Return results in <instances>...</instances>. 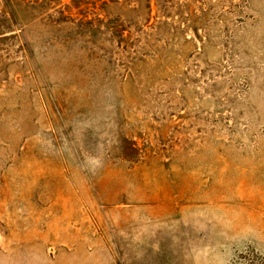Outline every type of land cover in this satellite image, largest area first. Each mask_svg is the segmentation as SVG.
<instances>
[{
    "label": "rangeland",
    "instance_id": "374dc122",
    "mask_svg": "<svg viewBox=\"0 0 264 264\" xmlns=\"http://www.w3.org/2000/svg\"><path fill=\"white\" fill-rule=\"evenodd\" d=\"M0 264H264V0H0Z\"/></svg>",
    "mask_w": 264,
    "mask_h": 264
}]
</instances>
